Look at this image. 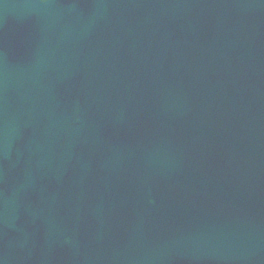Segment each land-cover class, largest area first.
I'll return each mask as SVG.
<instances>
[{
	"label": "water",
	"instance_id": "95a60500",
	"mask_svg": "<svg viewBox=\"0 0 264 264\" xmlns=\"http://www.w3.org/2000/svg\"><path fill=\"white\" fill-rule=\"evenodd\" d=\"M124 1L137 5L134 0ZM33 12L35 10L20 0H0V96L9 93L7 100L10 101L11 105L4 108L5 114L7 115V119L10 120L11 126L15 124L17 128L15 130L12 126L15 133L11 134V144H9L7 142L8 122L1 121L0 117V162H15V164L7 163L3 166L0 165V231L2 232L9 226L8 219L12 216L9 200L13 197L18 202V205L13 206V208L19 209L20 200L14 196L22 195L19 172L25 169L18 166L22 160L20 159L21 150H14L17 133L20 135V140L22 139L21 143H25L29 147L33 144V151L36 148L35 142H37V147L41 153H51L53 152L51 149L64 144L70 145L68 150L73 149L75 140L72 139L80 132V129H77L74 125L80 124L86 114V118L90 120L88 125L90 128L94 127L92 126V117L95 114L94 109L104 101V95L105 97H109L110 94L109 90L106 93L103 92V89L106 87L104 83L107 81L112 82L111 75H115L113 65L122 68L117 63L110 62L106 64L103 61H100L101 65H95L99 63V60L97 61L94 57L93 52L95 50L92 47H89L88 50L91 53V59L87 63L88 60L86 61L85 57H83L86 54L84 52V45L75 51L68 47L69 44L65 38L59 40L60 34L59 31L55 30V27L50 26L43 30L38 28V23L33 18ZM113 17H115V21H112L114 23L110 24L112 26L104 30L105 35L107 34L110 39L114 38L113 32H111L112 29H115L116 33H119V29L115 23L119 20L117 19L118 16L114 13L111 16V20H113ZM20 18L23 21L21 24H17V20ZM152 27L153 29H158L161 28V25L152 24ZM102 30L100 34L103 35ZM21 40L24 42H21ZM114 40V44L116 45L115 51L118 50L120 55L123 54V50H129L126 46L121 45L123 41L122 36L116 37ZM149 42H156V38L151 37ZM14 43L22 44L13 48ZM123 62L125 68V61L123 60ZM120 63L122 64V60H120ZM48 65L49 73H42L45 66ZM24 70L27 72L25 73ZM130 71L132 70L130 69ZM129 74L128 69H124L121 76L125 80H128ZM41 77L45 79L43 81L44 84H39L36 87L35 82ZM120 91H122L121 96L124 99L120 96L118 97V94H116L114 99H107L106 101L116 104V107L122 113L126 112L128 116L135 114L136 109L132 111L131 106L136 105L137 99H135L134 94L132 96L130 92ZM93 92L98 93H95L93 97L91 96ZM127 95L129 99H125L128 98ZM35 96L38 97L37 100L42 104L39 108L31 104L34 102L33 99L28 101L29 98H34ZM156 98L160 99V101L164 100L161 94L156 96ZM152 102L155 103L154 98ZM138 103L137 105H139ZM44 104H46L48 109L43 107ZM69 105L73 106L68 111L71 114L61 111V109ZM73 113H77V115ZM11 115L12 118H8ZM15 115L19 117V120L15 118ZM22 116H25L24 119H22ZM120 116L116 115L115 117L119 119ZM75 121L76 124H74ZM100 128L103 131L108 129L107 126H101ZM78 140L81 139H76V141ZM82 154L85 156L84 153ZM27 167L28 164L26 163L24 168ZM42 193V197H46V194L54 195L55 192ZM118 198L119 196L116 199ZM17 220L14 217L13 211V222ZM84 236L88 237L87 232H81L82 241ZM1 237L0 235V239ZM85 243L83 241L84 245ZM0 246L2 245L0 244ZM46 249L45 251L48 252ZM86 251H80L77 248L75 252L71 246H64L62 249H57L55 253L49 251L50 256L44 258L48 259L49 263L46 261L45 264H84L83 260L88 258ZM12 253L13 255L11 256L13 258L19 255L15 249H13ZM111 256L114 260L115 256L112 254ZM133 258L134 255L131 259Z\"/></svg>",
	"mask_w": 264,
	"mask_h": 264
}]
</instances>
